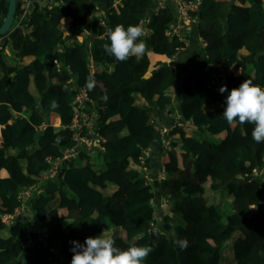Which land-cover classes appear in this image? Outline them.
Masks as SVG:
<instances>
[{
    "label": "trees",
    "instance_id": "16d2710c",
    "mask_svg": "<svg viewBox=\"0 0 264 264\" xmlns=\"http://www.w3.org/2000/svg\"><path fill=\"white\" fill-rule=\"evenodd\" d=\"M193 1L200 3L192 13L194 60L178 67L171 61L187 44L169 35L171 5L152 14L155 0H61L21 20L18 0L0 39V264H71L70 242L102 233L121 250L150 247L145 264H264V182L252 179L264 166V142L253 140L254 124L224 120L227 93L219 91L246 79L264 88V0ZM8 5L0 0V27ZM117 25L146 31L139 60L120 62L104 51ZM220 64L228 77L214 85L207 68ZM75 90H86L84 110L96 112L91 148L75 139ZM156 112L174 115L170 125L178 112L194 133L175 127L167 137L172 150L159 145L158 158L144 163L161 139ZM73 147V165L40 183L48 159ZM35 183L27 216L7 228L2 216ZM225 198H233L229 212ZM180 239L188 241L183 250Z\"/></svg>",
    "mask_w": 264,
    "mask_h": 264
},
{
    "label": "clouds",
    "instance_id": "9594fccd",
    "mask_svg": "<svg viewBox=\"0 0 264 264\" xmlns=\"http://www.w3.org/2000/svg\"><path fill=\"white\" fill-rule=\"evenodd\" d=\"M143 30L139 25H128L125 28L117 25L106 33L109 43L104 45V51L124 62L130 57L139 60L145 53V43L139 38ZM95 86L94 77L89 76L85 87L91 91ZM220 93H227L225 108L222 113L224 120L232 124L238 119L254 124L252 138L256 143L264 142V88L253 85L251 80H245L238 88L231 91L227 85L221 86ZM107 99V96L104 97ZM73 247L71 264H145L146 258L152 252L150 247L132 246L121 250L114 246V240L105 238L103 233L98 237H87L84 243L70 242ZM182 250L188 246L187 239L175 242Z\"/></svg>",
    "mask_w": 264,
    "mask_h": 264
},
{
    "label": "built area",
    "instance_id": "2783aa9c",
    "mask_svg": "<svg viewBox=\"0 0 264 264\" xmlns=\"http://www.w3.org/2000/svg\"><path fill=\"white\" fill-rule=\"evenodd\" d=\"M33 1L34 0H20L21 8L23 10V15L20 17L21 20H24L26 16L31 12ZM51 1L53 3L60 4L61 0ZM155 2V14H159L161 11L165 10L169 5L174 8V11L176 13V20L175 23L172 24L169 35H171L172 37L177 36L186 44H188V36H182L180 34V29L182 27H184V29H190L193 25L196 24L197 20L192 17V13L199 7L200 3L193 0H155ZM145 32L146 31L143 30V34H145ZM210 66L212 70L215 71L211 79L212 84L217 85L221 81L226 80V78L228 77L226 67H224L222 64ZM73 93L74 98L71 104L73 105L75 111V117L72 124V128L75 130V139L77 140L80 146H82L83 144L91 148L94 143L93 122L95 121L96 112H87L84 110V106L87 101L86 90H75L73 91ZM178 126L188 127L187 123L182 120L180 114L176 112V120L174 124L162 129L161 131V141L165 150H172L171 142L167 137L169 136L171 131H173L174 128ZM78 156L79 150L77 149V147H73L67 149L64 152L63 156L49 158L48 162L50 167L43 172L42 177L39 179V182L41 183L47 179H51L54 177H61L65 171V168L73 165V161L76 160ZM143 160L144 158H142V161ZM256 178L261 179L264 182V166L262 168L254 169L252 179ZM38 187V183H35L31 187L22 189L18 196L19 202L21 203L20 206L17 207L12 214L3 215L1 218L2 223H4L7 227H11L18 220L25 218V216H27L26 203L32 198L33 192L38 189ZM27 239L29 240L27 241V243L33 242V239L30 235L27 236ZM45 244L47 243L45 242Z\"/></svg>",
    "mask_w": 264,
    "mask_h": 264
},
{
    "label": "crops",
    "instance_id": "0c3cea01",
    "mask_svg": "<svg viewBox=\"0 0 264 264\" xmlns=\"http://www.w3.org/2000/svg\"><path fill=\"white\" fill-rule=\"evenodd\" d=\"M246 3H247V5H249V2H248V0L246 1ZM155 9H156V5H155V7L153 8V10H152V14H154L155 13ZM194 26V25H193ZM192 26V27H193ZM192 27L190 28V29H188V28H186V29H184V27H182L181 29H180V34L183 36V35H187L188 36V44H187V47L185 48V49H183V50H181L178 54H177V56L175 57V59L174 60H172L171 61V64H174V65H176V64H178V67H185V63H186V60H188V59H191V62H193V60H194V55H193V52H194V46H195V43H196V41L194 40V37H193V33H192ZM1 55V54H0ZM1 60V59H0ZM1 64H2V71L1 72H5V66L3 65V62H2V60H1V62H0ZM207 69H211L212 70V68H211V66H208V68ZM149 75H151L150 73H148L147 74V76H149ZM0 76L2 77V76H4V74H0ZM176 92V91H175ZM177 92H176V95H175V97H174V106H175V108H177V102H176V99H177ZM140 100H142V101H140ZM138 104H144L145 105V102H144V100L141 98L140 99V97L138 98ZM153 110V109H152ZM156 118H157V121H158V127H159V133L161 134V131H162V129H164V128H166L167 126H170V124H171V121L173 120V118H172V116H174V115H170V113L169 112H162V113H160V112H156ZM0 131H1V128H0ZM189 131H191V130H189ZM189 131H188V133H189ZM194 133V132H193ZM192 133V134H193ZM1 134V133H0ZM1 136V135H0ZM160 135H159V137H158V139L156 140V142H157V144L156 145H153L152 146V148H150L147 152H146V154H147V156L150 158V161L152 160V159H154V158H158V155H159V145H160ZM151 163H153V161H151ZM57 199H58V201H59V197H57ZM223 205V204H222ZM57 207H59V202H57V205H56ZM224 207H225V205H223ZM62 211L64 212V214L62 215L61 213H62ZM59 212H60V215L62 216V217H64V218H66L67 216H68V214L67 215H65L66 213H68V211L66 210V209H62V208H60L59 209ZM67 221H70L71 219H66ZM8 228V227H7ZM6 232V234L8 235V231L7 230H3V232H1V233H5ZM105 235H108L107 233H105ZM3 236V235H2ZM233 252L232 251H228L227 252V258H229V259H231L232 257H233V254H232Z\"/></svg>",
    "mask_w": 264,
    "mask_h": 264
},
{
    "label": "water",
    "instance_id": "95a60500",
    "mask_svg": "<svg viewBox=\"0 0 264 264\" xmlns=\"http://www.w3.org/2000/svg\"><path fill=\"white\" fill-rule=\"evenodd\" d=\"M53 2L51 0H34L32 3V9H31V14L34 12V10L39 7L42 9L45 7L47 4H52ZM17 4L18 0H9V5H8V12L6 15V18L0 27V39L1 37L6 34L13 26L15 17H16V11H17ZM59 5V3H56ZM6 43L5 40H3V45Z\"/></svg>",
    "mask_w": 264,
    "mask_h": 264
},
{
    "label": "rangeland",
    "instance_id": "374dc122",
    "mask_svg": "<svg viewBox=\"0 0 264 264\" xmlns=\"http://www.w3.org/2000/svg\"><path fill=\"white\" fill-rule=\"evenodd\" d=\"M186 63L188 64L189 63V60H186ZM141 99V98H140ZM140 101H142V100H140ZM168 127V126H167ZM189 130H191V128H189L188 129V131ZM194 131L193 130H191V131H189V133H193ZM222 135H224V134H222ZM222 139V136H220V137H217V138H215L214 139V141L215 142H219L220 140ZM160 145H161V147L163 146V144H162V141L160 140ZM182 158V157H181ZM95 160H96V158H94ZM145 163H149V161H150V159H149V157L147 156V157H144V160H143ZM138 169H139V167H137ZM140 168H142V167H140ZM162 168H163V170H164V166H162ZM161 169V168H160ZM141 170V169H140ZM144 170H146L147 172H148V175L149 174H151V172H150V169H147V168H144ZM164 173H162V175H163ZM150 178V177H149ZM108 186H112L110 183L108 184ZM222 191H220L219 192V194H221L222 195ZM218 199H219V197H218ZM219 201V200H218ZM232 201H233V198H225V200H224V202H222L221 204H223V205H225V207H224V209H225V211H227V212H229L231 209H232ZM155 207H159V211H158V214H162L163 212H164V209H165V207H166V205L165 204H163V202L162 203H159V206H156V204H155ZM62 215L64 214V212L62 211V213H61ZM68 213H66L65 215H67ZM105 233H107L108 235H112V231H107V232H105ZM2 235L3 236H7V234H6V232L5 233H2ZM233 254V253H232ZM225 257L227 258V250L225 251ZM225 258V259H226Z\"/></svg>",
    "mask_w": 264,
    "mask_h": 264
}]
</instances>
